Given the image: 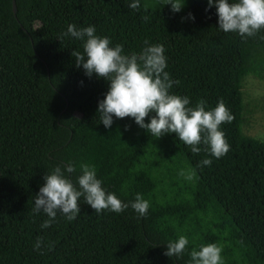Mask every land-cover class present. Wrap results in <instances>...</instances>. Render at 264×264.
Instances as JSON below:
<instances>
[{"label":"trees","instance_id":"1","mask_svg":"<svg viewBox=\"0 0 264 264\" xmlns=\"http://www.w3.org/2000/svg\"><path fill=\"white\" fill-rule=\"evenodd\" d=\"M133 2L14 0L12 12L11 0H0V264H191V251L210 243L223 264H264V141L240 127L242 78L264 80V29L247 38L223 32L208 0H177L179 12L169 0ZM69 24L94 26L128 55L145 41L163 45L165 71L179 81L170 93L191 107L203 100L206 110L222 100L234 116L220 126L227 154L217 159L203 144L194 154L175 133L156 138L132 117L113 116L106 128L98 105L109 81L76 66L71 53L83 52V41L62 35ZM68 163L74 184L80 165H92L129 207L97 213L81 197L74 220L58 211L42 228L49 218L34 211L35 196L45 174ZM137 193L150 203L145 217L131 208ZM181 235L183 254L166 256Z\"/></svg>","mask_w":264,"mask_h":264},{"label":"clouds","instance_id":"2","mask_svg":"<svg viewBox=\"0 0 264 264\" xmlns=\"http://www.w3.org/2000/svg\"><path fill=\"white\" fill-rule=\"evenodd\" d=\"M167 4H171L173 12H179L184 6L177 0H169ZM213 4L219 29L225 33L236 32L247 38L256 36L264 29V0H208V8ZM139 6V0L129 5L132 9H138ZM189 16L194 19L191 14ZM95 33L94 26L77 29L75 25L69 24L67 32L62 35L83 41V52L74 50L71 53L78 68L82 66L89 77L96 74L109 81L105 98L98 105L100 122L106 128L111 127L113 116L118 119L132 117L141 128L156 138L165 133H175L180 141L191 146L194 154L201 152V144L206 146L204 151L217 159L227 154L230 145L220 126L231 123L234 116L222 100L214 108L206 110L203 100L191 107L189 97L171 94L170 89L179 81L172 80L165 71L167 63L163 45H148L145 41L147 46L140 53L128 55L124 54L122 45L111 47L108 37ZM150 113L155 115L151 116L150 122L145 123ZM200 163L210 166L212 161L205 158ZM80 168L82 174L78 176L76 184L66 175L76 170L71 163L63 169L57 166L50 174H45V183L34 200V211H43L49 218L43 222L42 228L51 226L58 211L69 221L74 220L80 213L81 197L97 213L103 210L121 213L129 207V204L102 187L94 166L82 163ZM180 175L191 180L195 173L181 170ZM149 207V201L139 193L131 202V208L141 217L147 215ZM41 243L38 239L35 247L39 249ZM188 243L187 237L181 235L176 241L167 243L164 254L170 258L180 257ZM221 252L222 248L215 243L201 245L199 250L191 251V264H223Z\"/></svg>","mask_w":264,"mask_h":264},{"label":"rangeland","instance_id":"3","mask_svg":"<svg viewBox=\"0 0 264 264\" xmlns=\"http://www.w3.org/2000/svg\"><path fill=\"white\" fill-rule=\"evenodd\" d=\"M241 131L264 141V80L246 74L241 80Z\"/></svg>","mask_w":264,"mask_h":264},{"label":"water","instance_id":"4","mask_svg":"<svg viewBox=\"0 0 264 264\" xmlns=\"http://www.w3.org/2000/svg\"><path fill=\"white\" fill-rule=\"evenodd\" d=\"M11 10L14 12V0H11Z\"/></svg>","mask_w":264,"mask_h":264}]
</instances>
